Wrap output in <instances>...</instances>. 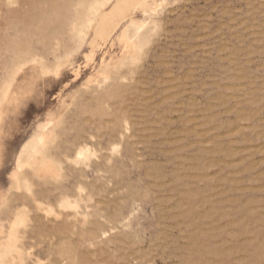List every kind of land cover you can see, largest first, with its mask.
I'll return each mask as SVG.
<instances>
[{"label": "rangeland", "instance_id": "374dc122", "mask_svg": "<svg viewBox=\"0 0 264 264\" xmlns=\"http://www.w3.org/2000/svg\"><path fill=\"white\" fill-rule=\"evenodd\" d=\"M90 1L0 0V264H264V0Z\"/></svg>", "mask_w": 264, "mask_h": 264}, {"label": "bare ground", "instance_id": "6f19581e", "mask_svg": "<svg viewBox=\"0 0 264 264\" xmlns=\"http://www.w3.org/2000/svg\"><path fill=\"white\" fill-rule=\"evenodd\" d=\"M110 2L111 0H91L83 6V12L80 14L79 25L77 29L78 37L80 38L81 42H85L87 37H90L92 36L90 34H93L94 37L90 43L93 51H95L97 48H100V44H98L99 39L101 40V43H108L109 41L112 42L113 39L118 36L117 34L122 29V27L130 19V21H132L131 23H133L134 20L132 16L136 11L140 9L151 8L149 0H114V4L109 7L111 4ZM151 9L149 10L151 11ZM128 33L129 32H127V30H124L121 37L122 41H126L128 39V35H131V33ZM78 77L79 71L76 74V78Z\"/></svg>", "mask_w": 264, "mask_h": 264}]
</instances>
